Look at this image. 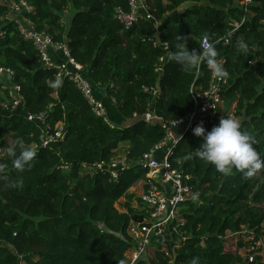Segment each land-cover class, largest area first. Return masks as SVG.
<instances>
[{"label": "trees", "instance_id": "obj_1", "mask_svg": "<svg viewBox=\"0 0 264 264\" xmlns=\"http://www.w3.org/2000/svg\"><path fill=\"white\" fill-rule=\"evenodd\" d=\"M25 1L31 9L24 15L38 30L67 43L95 95L96 87L103 90L122 123L94 113L75 83L43 62L18 22L1 20L0 64L13 69L23 105L0 113V149H7L0 152V163L8 165L9 180L19 185L6 188L0 181V264L125 261L132 243L128 227L139 218L141 202L130 186L137 182L141 191L146 188V169L137 162L164 136L161 124L146 122L143 114L151 109L163 119L184 115L192 104L190 88H205L211 75L206 65L197 74L168 60L177 35L189 36V50H202L203 37L215 43L218 60L229 72L221 88L223 102L228 109L233 105L232 115L256 138L254 147L264 158V0H146L150 18L139 14L129 27L114 15L116 7L129 8L128 0ZM8 13L0 0V18ZM156 21L159 29L153 28ZM238 40L249 45V53L234 62ZM57 81L59 86H53ZM41 112L51 126L63 122V140L40 144L45 123L26 115ZM218 125L204 127L211 131ZM6 132L14 137L12 144ZM18 138L37 153L22 173L12 168L8 152ZM202 142V137L182 132L170 157L192 177L193 195L179 211L183 239L171 255L159 245L148 246L142 264H189L193 258L198 264H259L239 259L235 232L241 226L264 231V171L252 179L235 170L224 176L195 157ZM122 155L131 162L115 180L108 171L91 174L88 168ZM122 196L120 210L115 202Z\"/></svg>", "mask_w": 264, "mask_h": 264}, {"label": "built area", "instance_id": "obj_2", "mask_svg": "<svg viewBox=\"0 0 264 264\" xmlns=\"http://www.w3.org/2000/svg\"><path fill=\"white\" fill-rule=\"evenodd\" d=\"M9 8V13L2 19H15L22 36L29 39L43 62L49 67L57 69V75L64 74L71 79L82 95L89 103L91 109L97 115L106 117V109L103 102L95 95L92 85L85 74L83 67L76 62L69 53L65 41L56 40L52 35L38 30L34 22L24 15L25 11L31 6L25 0H3ZM248 1V0H245ZM128 9L116 7L114 15L124 25L129 27L136 17L141 14L150 18L147 12L146 0H128ZM236 24V23H235ZM206 37L201 40V45ZM208 40V39H207ZM227 41V39H225ZM209 42V41H208ZM165 48V42L160 43ZM57 50L61 55L60 62L50 59L49 49ZM157 66V69H160ZM14 71L12 68L0 64V113L4 111H15L23 105V95L20 85L13 82ZM225 80L210 79L205 88H190L192 104L188 111L179 117L163 119L155 114L151 109H147L143 118L146 122L155 121L161 124L164 130L163 138L148 151L141 154L138 164L146 169L144 183L146 188L140 191V205L137 204L139 218L132 221L128 227V233L132 237V243L125 251L124 264H142L141 261L147 260V247L157 246L166 255H171L170 249L182 241L180 225L184 223L179 211L182 202L193 195V186L190 182V173L172 164L170 157L173 153L179 135L182 132L193 129L201 121L205 125L209 123H219L222 116L232 115V107L226 109L221 96V88ZM157 93V88L144 87ZM28 119L37 120L41 124L44 122V113L26 115ZM45 123V122H44ZM64 124L61 121L52 126L45 123L39 136L40 144H56L57 141L64 139ZM36 146V143L33 144ZM131 161L125 155L115 157L110 161L100 160L88 168L93 174L95 171H108L110 178L117 179L120 173L128 167ZM239 238L240 246L236 255L245 261H255L264 264V231L262 228L257 231L255 228L241 226L235 232ZM174 238L179 241L174 243ZM234 264H239L234 261Z\"/></svg>", "mask_w": 264, "mask_h": 264}, {"label": "clouds", "instance_id": "obj_3", "mask_svg": "<svg viewBox=\"0 0 264 264\" xmlns=\"http://www.w3.org/2000/svg\"><path fill=\"white\" fill-rule=\"evenodd\" d=\"M161 22L156 21L153 28L159 29ZM175 51L168 52V60L181 66L184 72L195 71L200 74L201 66L206 65L213 78L226 80L229 72L223 63L218 60V50L215 43L205 39L200 51L189 50L188 35H177ZM249 45L238 40L235 45L233 60L240 54L248 55ZM57 81L53 86H59ZM193 134L202 137V144L195 149V157L205 164L213 165L217 172L224 176L233 174V171L241 173L246 179H252L258 173L264 171V158L254 145L258 143L250 131L242 128L241 122L230 114L222 116L218 126L211 131H206L204 122L201 121L193 129ZM18 149V151H17ZM8 152L12 157L11 166L17 172H23L30 168L36 158V151L31 146H26L23 138H18L16 143L10 145ZM191 158V157H189ZM8 165L0 163V181L6 188L18 187L19 185L9 180L6 169ZM119 264H124L121 260ZM189 264H198V258H193Z\"/></svg>", "mask_w": 264, "mask_h": 264}, {"label": "crops", "instance_id": "obj_4", "mask_svg": "<svg viewBox=\"0 0 264 264\" xmlns=\"http://www.w3.org/2000/svg\"><path fill=\"white\" fill-rule=\"evenodd\" d=\"M49 57L54 62H60L61 61V55L57 50L49 49L48 51ZM97 97L103 102L105 109H106V117L116 123L121 122V117L119 114L118 109L115 107V104L112 102V100L103 92V90L99 87L95 88ZM227 109V108H226ZM234 117V116H233ZM235 118V117H234ZM236 119V118H235ZM238 120V119H237ZM112 122V123H113ZM122 123V122H121Z\"/></svg>", "mask_w": 264, "mask_h": 264}, {"label": "rangeland", "instance_id": "obj_5", "mask_svg": "<svg viewBox=\"0 0 264 264\" xmlns=\"http://www.w3.org/2000/svg\"><path fill=\"white\" fill-rule=\"evenodd\" d=\"M244 1H245V0H244ZM235 118H236V117H235ZM236 119H237V118H236ZM5 137H6L7 142H8L9 144H12V143H13V141H14V137L12 136V134L6 132V133H5ZM6 151H7L6 148H1V149H0V152H1V153H5ZM130 190H133V191H135L137 194H139L140 191H141V185H140L139 183L135 182V183H133V184L130 186ZM124 200H125V197L122 196V197H120V198L115 202V205H116V207H117L118 209H120V210L123 209L122 204H123ZM134 204H135V203H134ZM173 240H174V243H177V242L179 241L177 238H174Z\"/></svg>", "mask_w": 264, "mask_h": 264}, {"label": "water", "instance_id": "obj_6", "mask_svg": "<svg viewBox=\"0 0 264 264\" xmlns=\"http://www.w3.org/2000/svg\"><path fill=\"white\" fill-rule=\"evenodd\" d=\"M178 9H180V7H179ZM173 12H175V10H174V11H172L171 13H173Z\"/></svg>", "mask_w": 264, "mask_h": 264}]
</instances>
